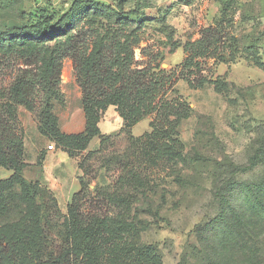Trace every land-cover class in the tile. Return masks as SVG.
<instances>
[{"label":"rangeland","instance_id":"374dc122","mask_svg":"<svg viewBox=\"0 0 264 264\" xmlns=\"http://www.w3.org/2000/svg\"><path fill=\"white\" fill-rule=\"evenodd\" d=\"M74 1L0 0V32L44 21V15L54 24ZM80 1L110 11L79 15L75 34L91 43L107 35L106 44L117 47L114 57L117 52L121 61L127 53L131 71L148 69L155 75L160 83L155 107L130 128L103 112L98 134L69 156L72 179L82 182L73 200L74 193L62 194L44 180V161L25 157V131L29 134L35 125L47 93L37 76L41 60H31L20 46L0 52L1 101H13L10 87L32 73L27 97L32 106L12 104L24 166L20 183L2 193L0 235L42 234L49 252L75 247L67 236L77 235L76 222L80 228L98 226L91 244L98 247L99 264H264V0H194L188 5L177 0ZM202 38L211 40L209 49L196 43ZM53 43L47 40L45 46ZM198 49L201 71L195 74L193 67L181 65ZM77 75V62L61 59L60 101L52 109L62 122L69 109L80 106ZM151 123L169 135L149 138ZM139 137L144 140L135 145ZM42 139L44 146L54 145ZM252 157L256 163L246 172L233 174L225 167L227 160L248 165ZM12 173L0 167V181ZM72 203L78 218L68 215ZM229 207L244 211L247 220L228 228ZM12 255L4 264L46 260L28 244Z\"/></svg>","mask_w":264,"mask_h":264},{"label":"trees","instance_id":"16d2710c","mask_svg":"<svg viewBox=\"0 0 264 264\" xmlns=\"http://www.w3.org/2000/svg\"><path fill=\"white\" fill-rule=\"evenodd\" d=\"M177 1L188 5L194 0ZM92 5V1L75 0L68 11L63 13L54 24H51V21L44 15V21L35 24L14 25L0 32V52H4L5 49H9L11 52L14 51L15 46H20L22 51H25L32 58L31 60L35 62L41 60V63L37 65L39 69L37 76L47 86V93L45 105L42 107L37 119V130L41 135L52 139L54 145L64 150L68 156L74 154V149L84 148L90 137L98 134L101 115L109 106H114L118 111L125 128H130L140 121L145 114L154 109L155 105H152V100L160 84L155 75L149 74L148 69L131 71L127 66V53L121 58V61L117 57V52L115 53L116 57H114L113 53L117 47L113 45L114 49L111 43L106 44L107 35L91 43L84 36L77 34L78 31L75 34L78 24L82 22L78 19L79 15L91 11L90 16L93 17L96 13L105 14L106 11H110L109 6L100 5L95 7ZM137 23L139 22L137 21ZM59 37L61 38L57 39ZM47 40L54 41L53 45L45 46ZM210 42L209 38H202L196 43L201 48L209 49ZM90 43L91 47L88 51ZM110 48L112 49L109 50ZM121 48L124 52L127 51V46L124 43ZM85 52L89 53L86 54ZM199 53H201L200 49H198V52L195 50V52L187 54L182 62V68L193 67L195 74H198L201 71L199 61L196 60ZM65 57L73 58L77 62L78 75L76 81L82 92L81 106L85 126L82 132L76 134H66L60 130L58 118L52 109L53 103L60 101V61ZM31 76L32 73L15 80V83L9 89L10 95L8 97L13 101L3 102L0 100V167L13 171L8 179L0 181V199L4 189H9L16 182L20 183L22 179L24 146L22 133H16L12 104L21 103L28 108L32 106L27 101L32 89ZM192 82V80L191 82L189 80V83L192 84ZM199 84L201 85L202 82H199ZM169 107L173 108L172 106ZM150 126H152V131L149 138L167 137L169 135L167 130H162V127L157 128L156 124L151 123ZM103 140L104 138L101 137L100 142L102 143ZM143 140L144 138L139 137L134 140V143L139 145ZM50 145L54 147L53 144ZM43 160L44 153L42 152L37 157V163L40 164V161ZM255 163V157H252L249 164L245 166L227 160L225 167L236 174L250 170ZM78 182L82 186L80 179H78ZM77 195L79 193H74L72 199L74 200ZM6 198H9V196ZM28 202L30 204L34 203L33 195L30 196ZM228 209L230 211L229 221L225 222L228 228L240 226L247 220L244 211L239 212L232 207ZM68 215L78 218L73 203L68 206ZM73 225L77 227V229L75 228L77 235L74 236L69 233L67 238L76 244L75 247L57 246L49 252L42 245V234L32 237L25 232L13 233L8 236L3 233V235H0V264H4L13 256L15 250L25 244L30 245L32 252L36 255L41 252L46 254V260L36 264H89V262L99 264L97 262L98 247L91 244L97 235L98 230H96V227L98 226L85 225L80 228L79 223L76 222H73ZM73 225L71 224L72 227ZM71 236L72 240L70 239ZM3 242H5L6 247H3ZM80 254L82 258L79 260L77 258Z\"/></svg>","mask_w":264,"mask_h":264},{"label":"crops","instance_id":"0c3cea01","mask_svg":"<svg viewBox=\"0 0 264 264\" xmlns=\"http://www.w3.org/2000/svg\"><path fill=\"white\" fill-rule=\"evenodd\" d=\"M79 89V87H78ZM77 98L80 100V106L75 107L74 110L69 109L66 113V118L62 122L59 116L56 114V112L53 110L55 115L58 118V125L62 132L66 134H76L80 133L85 126V119H84V113L81 106V96L82 93L79 90L77 92ZM108 108L105 112H110V118H114L115 114L118 116L119 120L122 121V119L119 117V115L115 112V109ZM37 122L34 126L31 125L30 133L32 134L33 138L28 137V131L26 129L25 136H24V146H25V157H31V162L35 163L36 157H38L40 153V146H42L41 150L44 152V162H43V178L44 180L48 181L50 185H56L60 188V191L62 194H65L67 192L73 194L78 189L79 183L76 179H72V159L68 156V154L61 149H47L46 145L44 146V142L42 139V135L37 130ZM100 125V123H99ZM122 125V124H121ZM28 124H25V128H27ZM29 149V150H28ZM70 160V161H69ZM66 162V163H65ZM55 165L50 168L52 164ZM59 164V166H58ZM52 181V182H51Z\"/></svg>","mask_w":264,"mask_h":264},{"label":"built area","instance_id":"2783aa9c","mask_svg":"<svg viewBox=\"0 0 264 264\" xmlns=\"http://www.w3.org/2000/svg\"><path fill=\"white\" fill-rule=\"evenodd\" d=\"M47 149L51 150V149H54V147H53L52 145L49 144V145L47 146Z\"/></svg>","mask_w":264,"mask_h":264}]
</instances>
